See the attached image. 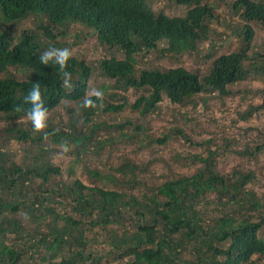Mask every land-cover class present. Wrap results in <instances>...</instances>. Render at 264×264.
I'll list each match as a JSON object with an SVG mask.
<instances>
[{
	"label": "trees",
	"instance_id": "obj_1",
	"mask_svg": "<svg viewBox=\"0 0 264 264\" xmlns=\"http://www.w3.org/2000/svg\"><path fill=\"white\" fill-rule=\"evenodd\" d=\"M163 1L185 7V15L168 17L162 11L155 12L147 0H0L2 25L29 19L38 22L36 29L25 30L16 37L5 29L0 30V119L13 123L34 118L57 110L63 102H71L82 109L85 126L91 123L89 128L80 127L79 120L71 118L67 128H62L35 121L26 132L18 131L17 140L38 142L41 150L45 149L43 141L50 140L55 145L75 149L80 155L88 151L89 143L98 145L97 148L106 142L113 143L111 137L106 142L98 140L94 137L95 131L118 129L127 137L122 132L124 125L93 123L91 118L98 112L119 113L129 107L144 117L157 113L164 100L183 107L194 103L201 94L229 97L233 86L264 78V53L253 52L252 48L256 35L252 23H259L264 29V0L233 2L232 11L239 20L228 30L238 39L239 47L229 55L214 59L205 76L182 68L153 67L137 71L136 56L140 54L180 58L199 53L200 45L211 43L206 59L212 60L218 51L217 45L222 47V37L212 28L215 21H220L218 1ZM77 26L92 31L104 50L120 51L123 59L111 56L94 66L75 57L70 49L77 44L67 46L59 40L68 37V32ZM96 73L120 91L145 94L133 104L128 105L122 99L121 105L113 106L107 101L113 95H103L114 87L103 85L97 95L88 97L89 81ZM18 75L22 76L21 80ZM260 94L262 104L251 105L250 110L241 114V119L247 121L256 111L264 110V90ZM135 130L140 131L141 127L134 125ZM155 142L164 144L166 137ZM262 151L263 148L257 147L247 153L254 156ZM207 155L196 157L202 167L195 174L168 179L141 196L116 190L123 183L138 184L137 167L129 162L124 161L115 168L110 165L111 174L90 169V180L101 185L87 186L76 180L72 186L61 187V195L69 199L70 207L81 219L54 214L50 223L43 210L51 191L46 187L51 181L50 175H59L60 169L49 166L24 171L14 164L8 168L0 165V192L12 193L21 187L23 195L3 203L0 199V264H101L102 256L86 251L87 230L83 229L82 219L86 215L91 217L93 226L105 229L113 224L122 225L126 219L132 222L130 231L112 235L105 242L108 251L123 264H253L254 256L264 257V239L259 235L264 218L254 213L261 211L264 204L246 190L251 181L249 174H221L211 160L212 151ZM7 174L10 178L5 177ZM30 174L41 180L34 192L28 180L32 179ZM106 184L116 189L107 188ZM207 193L228 199L227 205L235 210L213 224H204L202 213L195 206ZM6 210L8 214L4 215ZM20 211L36 222L38 238L17 220ZM41 226L46 228L41 230ZM8 236L20 242L6 243ZM185 254L191 258H185Z\"/></svg>",
	"mask_w": 264,
	"mask_h": 264
},
{
	"label": "rangeland",
	"instance_id": "obj_2",
	"mask_svg": "<svg viewBox=\"0 0 264 264\" xmlns=\"http://www.w3.org/2000/svg\"><path fill=\"white\" fill-rule=\"evenodd\" d=\"M218 1V16L220 21H215L212 28L223 42L221 48L213 55L212 60H207L206 55L211 51V43L202 44L199 47V53L185 54L180 58H169V55L151 53L147 57L143 55L136 56L137 71L141 69L156 68L175 69L182 68L191 73H197L203 77L208 73V69L214 59L222 55H229L238 47V39L233 38L231 31L228 30L233 22L238 21L239 17L232 11V4L235 0H211ZM148 5L155 11H162L168 17H183L186 8L167 4L163 0H147ZM38 22L29 19L14 25H2L0 30L5 29L11 36H20L25 30L36 29ZM255 30V39L253 42V52L264 53V29L259 23H252ZM227 34V36H225ZM227 37V38H226ZM59 42L65 45H76L70 49L75 57L85 59L90 65H96L101 59H108L114 56L116 59H123L120 51L104 50L97 41L92 31L77 26L68 32V37L60 38ZM162 49V48H161ZM209 50V52H206ZM139 74V73H138ZM20 75L18 78L21 80ZM113 85L100 75L93 74L89 81L88 97H93L99 93L101 87ZM233 94L229 97H220L218 94H201L192 104L186 106H173L165 101L159 106L157 113L146 116H140L137 111L125 108L119 113H96L92 118L93 123L105 122L116 126L124 125L123 137L118 129L109 132L95 131L94 137L98 140H106L111 137L112 142H106L102 148L98 145L89 143L86 153H77L75 149H68L62 145H55L50 140L43 141L45 149L41 150L40 143L33 141L17 140L18 131L30 129L35 121H41L44 124L50 123L58 127L67 128L70 124L69 119L77 118L80 127L83 123V112L78 104L63 102L62 105L50 113L39 115L34 118H24L20 121L7 123L0 119V165L8 168L14 164L22 170L44 169L54 166L60 169L59 175H50L51 181L46 188H51L47 194L49 200L43 208L47 214V223L53 221L54 214L62 216L71 215L76 220L81 217L70 207L69 199L61 195V187L72 186L76 180L82 181L87 186L101 185L99 182L91 181L88 170L97 168L98 170L111 174L110 165L119 166L124 161L137 167L136 176L138 184L125 185L120 184L116 189L112 184H106L107 188L116 189L121 192H127L129 195L141 196L148 194L157 184H161L168 179H178L180 177H189L196 173L202 164L196 157L206 158L207 152L212 151L211 160L221 174L231 176L236 172L249 174L251 181L247 184L246 190L254 193L260 204H264V110H258L247 121L241 119V114L250 110V106L258 107L263 102L261 92L264 90V78L260 80H250L233 86ZM113 95L107 98L108 104L117 106L122 104V99L129 104H133L139 97L144 96L142 91L128 90L120 91L117 88L109 89L103 97ZM121 98V99H120ZM72 111V112H70ZM79 112V116L77 112ZM134 125L140 126V131H134ZM91 123L88 124L90 127ZM87 130V129H86ZM87 133V132H86ZM38 138V134L33 135ZM166 137L164 144H158L156 139ZM257 147L263 148L260 153H254V156L247 152H254ZM50 148V150H47ZM207 155V156H206ZM90 170V171H91ZM29 179L31 190L37 191L41 182L35 174H30ZM10 178L9 175H5ZM27 186V185H25ZM60 188L57 190L56 188ZM21 187L12 193L3 190L0 192L1 202L7 200L20 199ZM228 199L218 198L215 193H207L204 199H201L195 206L196 210L202 213L204 224H213L218 218L231 214L233 209L228 204ZM243 209V208H242ZM243 210H246L244 208ZM24 211V210H23ZM264 218V207L259 212ZM7 210L4 215H7ZM253 214V212H249ZM17 220L21 222L26 230L34 233L35 238L38 226L32 219L28 218L24 212L20 211ZM127 217V216H126ZM91 217L86 215L83 229L87 230V253L91 252L93 256H102L101 264H123L114 253L109 252L106 240L112 235L121 234L124 230H131L132 222L126 219L122 225L113 224L105 227L93 226ZM93 218V217H92ZM136 221V218L134 219ZM255 220L259 221L260 218ZM41 226V230L45 229ZM260 237L264 239V225L260 231ZM8 236L6 243L18 244L20 240ZM22 243V242H21ZM37 257V255H36ZM191 258L185 254V258ZM253 264H264V257L254 256ZM30 264H34L31 262Z\"/></svg>",
	"mask_w": 264,
	"mask_h": 264
}]
</instances>
